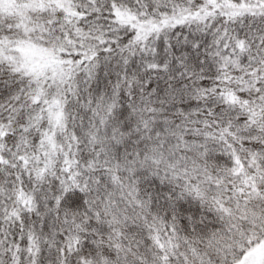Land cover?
<instances>
[{
  "label": "snow or ice",
  "instance_id": "obj_1",
  "mask_svg": "<svg viewBox=\"0 0 264 264\" xmlns=\"http://www.w3.org/2000/svg\"><path fill=\"white\" fill-rule=\"evenodd\" d=\"M0 264H264V0H0Z\"/></svg>",
  "mask_w": 264,
  "mask_h": 264
}]
</instances>
